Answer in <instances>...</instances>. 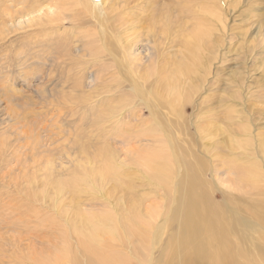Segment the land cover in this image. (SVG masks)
<instances>
[{
	"label": "rangeland",
	"instance_id": "1",
	"mask_svg": "<svg viewBox=\"0 0 264 264\" xmlns=\"http://www.w3.org/2000/svg\"><path fill=\"white\" fill-rule=\"evenodd\" d=\"M94 1L0 0V264L85 262L76 212H111L104 224L119 235L130 210L158 218L170 203L146 181L147 162L170 155L174 167V152L207 164L208 195L233 221L240 249L264 264V0H111L100 25L87 12ZM48 3L42 19L27 15ZM118 24L136 39L137 72L124 68L125 42L110 30ZM238 157L260 164L256 190L234 180L226 161ZM153 236L140 240L147 255Z\"/></svg>",
	"mask_w": 264,
	"mask_h": 264
},
{
	"label": "bare ground",
	"instance_id": "2",
	"mask_svg": "<svg viewBox=\"0 0 264 264\" xmlns=\"http://www.w3.org/2000/svg\"><path fill=\"white\" fill-rule=\"evenodd\" d=\"M110 1L111 0H95L93 3L94 12L91 7H88L87 12H91L93 16H97L99 25L101 23L102 16H106L105 10ZM49 6L52 5H50L49 3L48 5L40 4L37 9L31 10L27 15L40 14L39 17L40 19H42V17L46 16V14L49 13L51 9H53ZM42 11L44 12L42 13ZM134 23L136 22L134 21L133 24ZM130 26L132 28V23H130ZM130 29L123 30L120 24H118L115 28H110L119 42H121V40H124L125 42V44H122L121 47L125 49V59L128 62V66L124 68L129 72H137V70L139 71L143 64L140 61V58L135 55L133 51V44L136 39H127L128 36H126V34L130 31ZM104 47L108 50L106 46ZM115 59L118 58L114 57V60ZM102 67H106V65H102ZM141 88L136 83L131 84V89L137 90L140 93L141 100L149 108L150 114L154 117V120L156 122L155 124L162 126L160 121L158 120V114H155L154 107L150 104V100L147 101L148 97L146 98L144 96V93L142 92L143 88ZM133 117L135 118V120L144 122L143 119H138L136 116ZM239 128H242L243 132H248L249 135L251 134V132L249 131L251 128L248 129L246 128V126H239ZM162 130L164 131V135L168 138L170 144L173 145L171 133L168 130H164L163 127ZM159 134L162 135L161 133ZM244 135L246 136V134ZM206 137H210V135H206L205 138ZM152 138V140H155L157 142L160 141L158 140V137L153 136ZM232 142H234V140H232ZM241 146L242 144L237 145L238 148H240ZM169 156L170 155H166V157L159 156V158H161L159 161L154 160L157 156L149 159L147 162V166L150 173H146L147 176H145L146 181L148 180L149 182L154 183L164 190L163 192H165V202L168 201V203H170L166 206V208L165 204L163 205L164 211L160 212V214L163 216H160V214L158 215V218L160 217V220L157 218V216H154L152 220H150V218L148 217L152 216V214H154L155 212L148 211L145 215L144 213L141 214L136 210L129 209L130 211L127 213V218H124V222L127 221L128 223L126 222L127 227H125L124 231L121 232L124 235L123 237V235H119L120 233L117 232L119 230H116L113 224H104L105 221L110 222L109 218L112 217L110 216L111 212H109L110 215L108 217L105 215V218L104 216L105 219H101V217H99L100 219L96 218L98 215L87 216L83 213L76 212L78 221H75V231L80 238L79 243H81V247L84 250L85 262L79 260L77 258L78 256H72V259H70V264H133L132 259L138 264H261L254 261L253 254H247L240 249L242 247L240 246L239 235L237 233L235 234L236 227L233 224V221L225 214L222 209L223 206L216 203V201L213 198H210V196L208 195V192H210V190L207 182L202 177V173L207 167V164L199 158L198 160H196V162L187 161L174 152V156L177 161L176 165L174 164L176 166L175 168V166L172 167ZM237 160H241V162L237 163ZM226 163H229L228 168L236 175V179H234L235 181H238L240 177H245L244 179L246 183L253 190H256V187L259 186V181L263 182V176L261 177L260 174L261 167L256 160L248 157H238L234 160H227ZM250 171H255V173L251 175L250 173H248ZM106 172L113 173V170L104 171L102 173L103 178H107ZM241 172H243L244 174H242ZM125 176L126 175H124V177ZM110 179L113 180L115 184L119 185L117 180H114L113 178ZM127 180L123 181L122 183L127 182ZM92 184L95 185L94 182H92ZM130 184H132V178L130 179ZM235 186L238 189L245 188V186L238 187L237 182ZM262 187H264V185H262ZM135 199L138 200L137 198ZM129 208L131 207L129 206ZM139 216L141 218H139ZM262 224L264 225V218L262 219ZM154 225H156V227ZM166 232L167 240H165L162 244V239L165 237L164 235ZM152 233L155 240L154 242H152L150 254L147 255L148 253L146 252L148 251L145 252L144 249L148 245L147 243H142L140 240L143 239L146 241V238L149 239V235ZM108 234H110V236L113 237L112 239L117 241L119 245L124 246L125 244H128L131 254H129V251L124 252V248L121 249L123 251H120L119 248L110 245V243H105L104 236ZM261 238H264V235H261ZM124 239H126L127 242H125ZM95 243H100V245ZM158 245L161 246L159 258L153 259L152 252L157 248ZM64 254L66 253L64 252ZM58 262H56V264H58ZM40 264L47 263L42 260L40 261Z\"/></svg>",
	"mask_w": 264,
	"mask_h": 264
}]
</instances>
